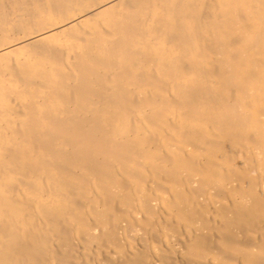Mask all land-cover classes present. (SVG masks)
Returning <instances> with one entry per match:
<instances>
[{
    "label": "bare ground",
    "instance_id": "obj_1",
    "mask_svg": "<svg viewBox=\"0 0 264 264\" xmlns=\"http://www.w3.org/2000/svg\"><path fill=\"white\" fill-rule=\"evenodd\" d=\"M0 264H264V0H0Z\"/></svg>",
    "mask_w": 264,
    "mask_h": 264
}]
</instances>
